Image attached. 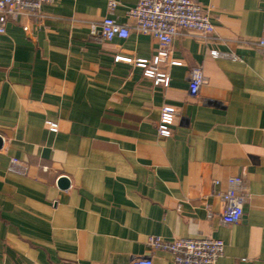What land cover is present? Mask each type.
Masks as SVG:
<instances>
[{
  "label": "crops",
  "instance_id": "0c3cea01",
  "mask_svg": "<svg viewBox=\"0 0 264 264\" xmlns=\"http://www.w3.org/2000/svg\"><path fill=\"white\" fill-rule=\"evenodd\" d=\"M108 1L55 0L0 35V264H172L149 236L210 237L224 245L216 264H264L261 0H193L214 33L174 37L167 86L135 65L156 55L152 36L90 39L104 17L133 25L138 0ZM195 69L205 82L192 98ZM163 106L177 111L168 137ZM12 158L24 170L9 171ZM236 177L243 216L224 225Z\"/></svg>",
  "mask_w": 264,
  "mask_h": 264
},
{
  "label": "built area",
  "instance_id": "2783aa9c",
  "mask_svg": "<svg viewBox=\"0 0 264 264\" xmlns=\"http://www.w3.org/2000/svg\"><path fill=\"white\" fill-rule=\"evenodd\" d=\"M55 0H0V35L5 31V24L14 21L19 16H35L43 5L52 4ZM116 3L108 1V9L112 10ZM263 22L258 40L252 43L257 49H264V0H261ZM126 15L133 21V25H120L110 17H104L98 26L90 27L89 37L97 43L110 42L115 38L127 39L131 30L147 34L156 39L157 53L152 61L136 60L135 65L144 70V75L154 80V83L168 85L169 78L162 68L169 64V47L174 37L181 31L193 33L197 37L206 39L213 35L214 26L209 14L193 0H138ZM26 31L27 29L24 28ZM213 56H225L223 53L211 51ZM129 61V59L127 60ZM171 65H178L177 61H170ZM205 78L199 69L190 73L188 92L190 97L197 98L199 87ZM178 120L177 111L170 106L160 109L158 134L162 137L171 135V127ZM55 131V125H50ZM9 171H22L24 168L17 159H10ZM229 189L221 195L223 209L220 213L224 225L240 223L243 210L242 178L229 179ZM146 246L151 251H163L170 254L172 264H216L222 257L224 245L221 240L204 237L199 239H175L166 241L156 236H149ZM132 264H152L150 257L136 259Z\"/></svg>",
  "mask_w": 264,
  "mask_h": 264
}]
</instances>
